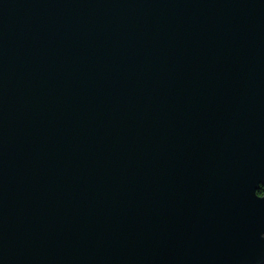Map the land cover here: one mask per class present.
I'll return each instance as SVG.
<instances>
[{
    "label": "water",
    "instance_id": "95a60500",
    "mask_svg": "<svg viewBox=\"0 0 264 264\" xmlns=\"http://www.w3.org/2000/svg\"><path fill=\"white\" fill-rule=\"evenodd\" d=\"M264 0H0V264H264Z\"/></svg>",
    "mask_w": 264,
    "mask_h": 264
},
{
    "label": "trees",
    "instance_id": "16d2710c",
    "mask_svg": "<svg viewBox=\"0 0 264 264\" xmlns=\"http://www.w3.org/2000/svg\"><path fill=\"white\" fill-rule=\"evenodd\" d=\"M258 194L261 196L264 195V188H260V190L258 191Z\"/></svg>",
    "mask_w": 264,
    "mask_h": 264
}]
</instances>
